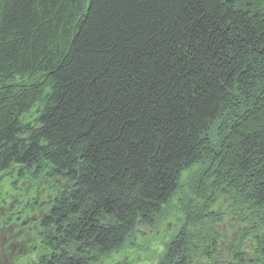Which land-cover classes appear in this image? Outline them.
Returning a JSON list of instances; mask_svg holds the SVG:
<instances>
[{"label":"trees","instance_id":"trees-1","mask_svg":"<svg viewBox=\"0 0 264 264\" xmlns=\"http://www.w3.org/2000/svg\"><path fill=\"white\" fill-rule=\"evenodd\" d=\"M193 168L165 264H264V0H0L2 258L99 264Z\"/></svg>","mask_w":264,"mask_h":264},{"label":"rangeland","instance_id":"rangeland-1","mask_svg":"<svg viewBox=\"0 0 264 264\" xmlns=\"http://www.w3.org/2000/svg\"><path fill=\"white\" fill-rule=\"evenodd\" d=\"M230 135V134H229ZM200 169V167H199ZM197 168H193L192 171H190L188 174L185 173V176L182 179V186L181 190L177 193V195L174 196V198L169 201L162 209L161 214L159 215L157 222L155 223L153 228H140L138 231L134 234V236L125 244L124 247L121 249L113 252L111 255L107 256L102 262L99 264H165L166 263V254L168 252L169 246L171 245L172 241H174L179 233V230L182 226V223L184 222V212L182 213V203L185 202L188 199H191L194 197L190 192H193L192 187L195 180ZM193 175V176H192ZM192 176V180L190 179V183L188 185V180ZM200 175L198 176L199 179ZM192 191H191V190ZM12 197V196H11ZM11 199H8V202H11ZM14 205L10 206V210L7 212V214H10L12 211H15L18 207V205H15L16 203L13 201ZM220 205H230L227 204L224 201L223 203H220ZM1 216L3 220L5 219L4 210L1 211ZM230 217L226 219L229 221ZM5 222V221H4ZM7 222V220H6ZM222 224L221 226H218L219 230H223V233L227 235V240H223L221 238L220 240L223 241L222 244L225 246L231 245L230 240L233 237L235 227L239 226V223H235L232 227H229L228 224ZM12 229L14 231L13 234L17 233V230L14 226H12ZM205 231L204 229H202ZM206 232V231H205ZM222 233V235H224ZM33 239V236H31ZM33 245L35 241H32ZM31 243V244H32ZM12 250L8 252H4V258H2V254H0V264L1 261L4 262V264H10L11 257L15 256L14 252H11ZM11 252V253H10ZM40 253V250H39ZM219 257L223 260V264L226 259L229 258V254L222 250L219 253ZM37 259V254L29 257H26L22 262L19 264H29L31 261H35ZM7 261V263H6ZM228 264L231 263V260L229 258V261H227ZM197 264H200L198 262Z\"/></svg>","mask_w":264,"mask_h":264}]
</instances>
